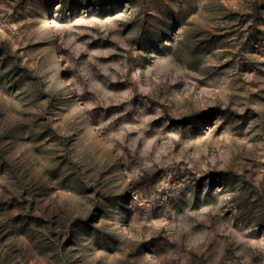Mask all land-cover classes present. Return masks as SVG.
<instances>
[{"label": "rangeland", "instance_id": "1", "mask_svg": "<svg viewBox=\"0 0 264 264\" xmlns=\"http://www.w3.org/2000/svg\"><path fill=\"white\" fill-rule=\"evenodd\" d=\"M0 264H264V0H0Z\"/></svg>", "mask_w": 264, "mask_h": 264}]
</instances>
